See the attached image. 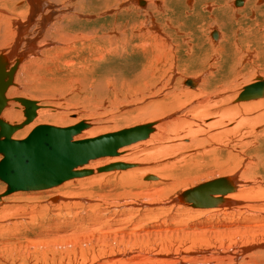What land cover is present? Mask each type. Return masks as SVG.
<instances>
[{
  "label": "rangeland",
  "instance_id": "374dc122",
  "mask_svg": "<svg viewBox=\"0 0 264 264\" xmlns=\"http://www.w3.org/2000/svg\"><path fill=\"white\" fill-rule=\"evenodd\" d=\"M9 1L11 0H2L0 7L6 6L7 10L11 12L15 11L16 13L18 11L21 13V7L22 5L24 7L26 3L25 1H23L24 3L20 2L21 0H12L13 3L9 4ZM93 1L96 3L98 8H100V10L96 11L99 13L89 11V14H86L85 17L80 16L81 25L88 23V27H85L86 29H92L94 27L103 28L108 42L112 41L113 38L121 41L122 38L123 49L120 55H116L111 51L105 50L109 55L105 57V59L94 61L92 58L85 55L75 59L72 57L73 52L63 56L59 53H52L47 58L48 61L46 59L43 60V62L46 61L44 63L45 66L42 62L40 63L42 65L39 64L28 67L29 73H27L25 69V64L27 62H23L24 67L21 68L22 70L20 69L19 71V68L17 67L16 73L14 74V76H16V81L14 84L15 86L13 87H17V84H20V87L22 88L19 91L20 93L24 92L22 90H25L29 93L31 92L30 96H47L45 98L47 103L56 106V108L50 107L53 111H55H52V113L56 114L58 108V113L62 114V120L65 123L69 120L79 119L76 123L71 125L69 124L70 126L81 121H86V119L90 118L88 116L91 114L95 115V117L93 115L91 118L100 121L101 129H111V131L101 133L115 132L123 128L133 127L140 124L143 125L148 123L147 121H157L158 123L159 121L166 119L178 108L177 106H164V101H166L164 98L167 93L170 94L171 92H175L174 90L178 88L176 87L178 82L180 87L186 88V90L189 91L193 90L184 86V84L183 86L181 85V81L184 76L201 80L205 77L206 72L209 71V75L205 78V80L210 82L209 89H211L214 85L220 84L219 78L224 77L232 66L233 69L237 71L235 75L240 76L239 80L242 79V82L247 81L244 84H240V86L242 85L241 87L237 85L233 88V95H237L244 86L254 84L258 77L262 78V81H264V0H262L263 3L258 2L257 0H246L249 3L247 5L245 4L246 6L243 10H239V20L235 19V17H238L235 15L236 11L232 10L233 8L236 10L239 9L237 7H240L231 5V2L234 3L235 0H196L195 9L188 8L190 5L187 4L188 1H186L184 5L183 3L185 0H174V7L171 8V10L175 11V15L178 16L177 18H174L166 10L163 11L164 14L162 13L158 15L155 9L146 8L147 6L145 8H140L138 6L133 9L132 7L134 6L131 5L130 2L127 3L128 1L126 0ZM153 1L157 3L158 1L163 0ZM255 1L256 6H261L256 7L254 5ZM163 2L165 7L168 8L166 4L170 1L164 0ZM209 3H213L217 6L214 7L215 10H213L214 8L209 11L204 9ZM252 13H254L255 18H251ZM150 17H152V20ZM9 23H0V30H2L0 32H3L0 34V38L3 36L1 39L2 43L5 41L8 34V39L10 38V33L15 29L14 25H12V23H10V25ZM153 23L160 26L161 33H163L162 35H157L153 31ZM167 23L169 24V27L165 26ZM225 24H227V27L224 26ZM115 25H120L118 30V34H120V36L116 34L113 29ZM213 29H222L226 38H229L230 41L225 45L226 57H222V59L218 57V59L211 61L212 53H216V50L210 49L209 41L213 44H217L220 40L219 31L218 39L214 40L210 37V33ZM147 34H155L158 36L157 43L159 46L158 48H149L151 51L147 52L148 54H145L140 50V45L143 42H147L149 44L153 43V40L150 39ZM248 35H252V37L249 38ZM165 37H167L169 41H165L163 39ZM22 40L23 39H21V41ZM13 42L11 40L8 42L7 40L6 43H0V46L3 45L0 48V55L7 52V49H9ZM88 44L90 43L86 41H78L76 43L75 51L78 53L81 48ZM99 45L104 44L99 43ZM233 45H236L234 47V52ZM18 46V51L25 47L23 42H20ZM107 47L108 46H106V48ZM94 50L100 49L96 48ZM253 52H260L261 55L259 58L254 57V59L250 62L249 53ZM54 54H58L60 58L56 57ZM36 55L37 54H33L31 57ZM246 60H248V62ZM176 61L178 66L177 71L180 72L179 74L177 71H175L177 73L172 71V64L176 66ZM218 62L221 63L222 71L216 73L211 67ZM14 63L15 59L13 58V60L10 61L9 67H11ZM225 66H227V69ZM142 70V77L140 76L138 79L133 80L132 73L129 72L134 71V74H136V72H142ZM183 70L187 71V75H180ZM194 70L196 72H193ZM176 74H178V76H176ZM32 76H35L36 80L33 78L35 82L32 80ZM27 77L29 79H27ZM25 80H29V83L26 81L28 83L26 84ZM166 82L167 85H165ZM34 84L36 85L34 86ZM99 85L100 87H98ZM172 85L173 87H171ZM191 99L194 98L189 96L187 98H183L182 101L185 100L187 103ZM166 103H168V101ZM156 104L159 106L158 109ZM16 105L17 107L22 108V106L18 103ZM156 110L159 111L157 112ZM15 111H17V108ZM152 111L155 112V118L153 119H151ZM143 113H146L143 116V121L132 122L134 119L139 120L140 115H143ZM112 116L114 118L110 119ZM106 120L109 122H111L110 120H115L116 123H108ZM21 122L22 121L19 118H16L13 120L12 124H20ZM54 123V120H51L47 123L45 122L39 125L35 124L32 128L43 124L54 125ZM65 127L66 125L63 128ZM263 129L264 127L260 130ZM246 132L249 133L244 136ZM21 134L23 135L24 131L20 130L19 133L16 132L13 136H15V138L18 136L21 137ZM100 134L98 133L93 135V137ZM230 135L231 136L221 135L218 142L227 141L231 137L230 144H236V153H238L240 157L245 158L248 164H258V156L264 155V134L262 136L260 134L255 135L250 124H248ZM155 150L156 149L151 148L147 151L148 154L153 155L141 156L140 170L151 169L152 171H156L157 168L170 163L168 160L172 157L171 152H166L165 154L162 153L161 156L159 155L160 157L165 156L163 159V157H156ZM222 155L224 156L223 152L221 157ZM223 161H225V159ZM221 162L219 163L221 164ZM111 163L112 162H107L105 165L102 164L96 168L99 169L101 167L111 165ZM219 163L216 162V164ZM219 167L212 166L209 170V172H213V175H215L216 178H232L234 175H237L238 177L240 176L241 170L239 169V166L236 168L237 166L235 167L233 164H229L227 166L221 165V169ZM218 172H220L219 175H216ZM201 173H199L200 175L198 173H195L196 175L193 174L194 176L192 175L193 178L199 176V178H196L200 182L196 179V184L192 183L193 186H191L192 184L189 186H183L179 189L180 192H184L189 188L191 189L195 185H199L203 182L211 181L205 178L201 180V176L203 174L205 175V173L202 175ZM99 174L100 173H95V176H98ZM102 176L106 178L101 180L96 179V182L91 185H89V182L92 179V175L89 176V178L87 176L76 178L82 179L87 177V180L85 178L83 180L84 182H82L87 186L83 184L82 187H80L79 183L73 182L69 187L65 189L62 188V190L58 192L59 194L57 192H53L58 194L59 197L61 196L67 198H69V196H66V193L69 195L76 193V196L72 198L70 197L72 200L64 205H60V203H58L59 200H49L50 198L48 195H51V192L45 193L44 191H29L21 193L16 192L8 195L9 197H6V201L3 202V205L0 208V215L2 213L7 215V218L5 219H1L0 217V257L6 262L8 261L6 264H10V262L11 264H22L21 262L24 261L21 257L18 258L20 251L17 250L18 247L21 246V251L25 252L24 248L26 250V244L29 242L28 239L40 238L41 235L58 234L59 236H55V238L63 236V239L55 244H52L50 247L68 250L72 248L74 244L78 243L89 252V255H87L88 257L86 259H81L80 255L74 254L73 252H61L55 250L53 253L56 254L54 256L50 254L47 258L48 261L53 259L54 262V259H56L59 264H92V255H97L99 253L98 248H95L94 239L98 237L100 232L116 231L118 229L126 233V235L128 234L131 238V248H141L148 254H151L152 252L157 253L161 248H167L168 251L175 252L178 247L180 250L182 249V253L184 249L186 251L187 247H190L189 242L191 241L189 238L191 233L189 234L187 232H193L194 230L196 231L193 233L200 232L192 226L198 225L200 220L202 221L205 219L192 213L194 210H189L188 208L190 206L188 207L187 205V208L181 209L180 211L176 210V208L171 210V207V209L168 207L148 208V206L141 208V203H143L141 201V195H143V201L144 195L145 199L148 201L147 195L150 196L149 194L154 193L153 195H155V201H152L150 204L158 205L161 203L157 200L163 198V201H165L170 197H174L177 190L170 192L171 194L168 192L169 194L166 196L163 194V196L160 197L159 195H161V191L160 193L158 192L160 189L165 188L163 185L165 181L161 183L162 178L158 179L156 177L158 175L154 173H148L144 177L155 176L157 178L156 181L142 180L144 178L142 177L141 181L136 179V181L133 182L129 180V174L127 175L122 172L117 175L109 176L104 174ZM122 177H127V180L123 181L121 179ZM261 179L264 182V171H261ZM157 181H160V184ZM72 185H74V187ZM3 186L4 183L0 181V194H2L5 190ZM14 194L15 196L13 197ZM134 195H136L135 198L133 197ZM123 197L127 199L126 204L125 201L114 202L115 199ZM83 198L92 202L90 203L91 206L88 210L87 206L89 205L83 203L81 200ZM136 200H140L141 202L135 205L133 203L136 202ZM74 201L75 204L71 203ZM144 202H146V200ZM24 205H27L25 209L22 208ZM66 205H68V207ZM124 205H129V208L120 209V206ZM131 205L134 208H130ZM117 208L120 210L116 211L115 209ZM194 215L196 219H198L197 221ZM107 224H111L112 227L107 229ZM185 226L188 229H183ZM181 228L186 231L184 232ZM105 233H107L108 236L111 235L109 232ZM186 235L189 236V238ZM68 238H71L72 240L69 239L70 241H68ZM45 239L50 240L49 237H45ZM82 241L86 244H82ZM178 244L180 246H178ZM262 247L264 248V244ZM212 250L215 249L212 248ZM235 250L238 249L235 247ZM223 252L226 253V251ZM161 253L164 252H160L158 254L161 255ZM248 254L249 253H247V255ZM101 255L102 257L100 262L111 261L112 258L118 260V256L113 254L110 250H104ZM200 255V258L209 257L202 253ZM34 256L36 258L33 261H27L26 264H52L50 262L44 263V259L42 257L39 258L37 255ZM133 256L134 254L122 257V259L128 260ZM193 256H195V254ZM196 256L198 257V255ZM159 259L161 260V258ZM137 260L138 259H134V262H131V264H135ZM182 261L184 260L182 259L179 262Z\"/></svg>",
  "mask_w": 264,
  "mask_h": 264
},
{
  "label": "bare ground",
  "instance_id": "6f19581e",
  "mask_svg": "<svg viewBox=\"0 0 264 264\" xmlns=\"http://www.w3.org/2000/svg\"><path fill=\"white\" fill-rule=\"evenodd\" d=\"M23 1H25L26 3L24 7L22 5L23 8L21 7V11H22L21 13L20 11H18L17 13L15 11L11 12L6 9L7 8L6 6L0 7V23L3 22L7 24L10 22L12 23V25H14L15 28L13 32L10 31L11 32L10 38L8 39L9 37L8 34V36H6L5 41H3V43L4 42L6 43L7 40L8 42L9 40H11L12 42L14 41L13 44L11 43L12 45L9 47V49H7V52H4L0 56L5 57L8 60L9 64L10 61L13 60V58L15 59V62L18 61L17 67L19 68V71L22 67H24L23 62L25 63L27 62L26 64L25 63L24 64L27 73H29L28 67L39 65L40 63L43 62V60L45 59L47 60V58L52 53H59L61 56H63L65 54H70L73 52L72 57L75 59H78L83 55H85L89 58H92V60L94 61H97L99 59H105V57L109 55L105 50L111 51L113 54L116 55H120V53H122L123 40L121 37H120L121 41H118L115 38H113L112 41L108 42L103 28L94 27L92 29H86L85 27L86 26L88 27V23L81 25L80 16L85 17L86 14L87 15L89 14V11L91 12L95 11V13H99L96 11L100 10V8H98V6L93 0H21L20 2L24 3ZM126 1H128L127 3L130 2V4L134 6L132 7L133 9L135 7L137 8L138 6L140 8H145L147 6L146 8L155 9L158 15L162 13L164 14L163 11L166 10L174 18L178 17L175 15V11L171 10V8L174 7L173 5L174 0H168L170 2L167 3L166 5L168 6L169 9L165 7V4L163 2L164 0L158 1L157 3H155V1L153 0H146V1L126 0ZM186 1H188L187 4H190L188 8L195 9L196 0H185L183 3L184 5ZM257 1L263 3L262 0H257ZM1 2L2 0H0V3ZM246 2H247L246 0H241L237 5L240 7H237L239 9L236 10H234V8L232 9L231 5L233 6L234 3L231 2L230 7L233 11H236L235 15L238 17V18L235 17L236 20L240 19V16L238 15L240 14L239 10L240 9L243 10V8L249 3ZM8 3L10 4L13 2L11 0ZM254 5L256 6V1L254 2ZM260 6H256V7H260ZM214 7L217 6L214 5L213 3H209L204 9L206 11H209ZM213 10H215V8ZM251 18H255L254 13H252ZM150 19L152 20V17H150ZM165 26L169 27V24L167 23L165 24ZM224 26L227 27V24H225ZM119 27L120 25H115L113 27L116 34H118ZM152 29L157 35L163 34L161 33L160 26L156 25L155 23L152 24ZM214 31L216 37L213 38L211 34ZM218 31L220 32L219 42L217 44H213L209 41L210 49L216 50V53L214 52L212 53L211 61L218 59V57L220 59H222V57H226L225 45L230 41L229 38H226V35L222 29L220 30L213 29L212 32L210 33V37L214 40L218 39L219 38ZM1 33L3 32H0V34ZM118 35L120 36V34ZM147 36L153 40V43L149 44L147 42H143L140 45V50L142 51V53L144 52L145 54H148L147 52L151 51L149 50V48L151 49L158 48L159 46V44L157 43L158 36H156L155 34L152 35L147 34ZM248 37L251 38L252 35H248ZM2 38H0V43H2L1 42ZM20 38L23 40L21 41ZM163 39L165 41L166 40L169 41L167 37ZM78 41L81 42L86 41L89 42L90 44L81 48V50L77 53L75 49H76V43ZM20 42H23L25 47L20 51H18V47H19L18 45L20 44ZM99 43H103L104 45H99ZM106 46L108 47L106 48ZM235 46L236 45H233V52ZM96 48H99L100 50H94ZM33 54H37L38 57L37 55L31 57ZM260 55H261L260 52L249 53V61L251 62L254 59V57L259 58ZM55 56L60 58L58 54ZM246 61L248 62V60ZM45 62H43V64ZM177 68L178 66L176 61V66L172 64V71L174 72L177 71ZM211 68L216 73L222 71L220 62L216 63ZM225 68L227 69V66H225ZM193 72L196 71L194 70ZM236 72L237 71L233 69V67L231 66L228 73L224 77L219 78L220 84L214 85L213 88L211 89H209L210 82L205 80V78L209 75V71L206 72L205 77L202 78L201 80H198L197 78H190L188 76H184L183 80L181 81V85L183 86L184 84V86H187L188 88H191L193 90L189 91L186 90V88L180 87L178 82L176 86L178 88L174 90L175 92H171L170 94L167 93L168 91L166 92L167 95L164 98V100H166L164 101L165 102L164 106L165 105L169 107L177 106L178 108L175 110V112L170 114V116H168L166 119L159 121L158 123L157 121H153V122L147 121L148 123H155L154 131L149 135L148 139L119 149L117 156L101 157L96 160L90 161L88 165L86 164L83 167L77 168V170L90 169L92 171L91 174L84 175L87 176L88 178L89 176L92 175V179L90 180L89 185L96 182V179L101 180L106 178L102 176L104 174L112 176V175H117L121 172L126 173L127 175L129 174L130 176V177L127 176L129 180L135 182L136 179H139V181H141V178L148 173L149 174L154 173L158 175L156 176L158 179L162 178L161 183L165 181L163 183L165 188L160 189L158 192L160 193L161 191V195H159L160 197L163 196V194L166 196L170 192L176 190L178 192L176 191L174 197H170L165 201H163L164 200L163 198L162 199L158 198L160 200L157 201L161 203L158 205L150 204L152 203V201H155L154 198L155 195H153L154 193H151L152 195L149 194L150 196L147 195L148 201L147 199H145V195H144V201L146 200V202L143 201L142 198L143 195H141L142 196L141 201L143 202L141 203V208L143 207L145 208L146 206H148V208L171 207L172 208V209L170 208L171 210H173V208H176V210L178 211L187 208V205L188 207L190 206L189 203L183 200V197L181 195L183 192H180L179 189L183 186H189L192 183L196 184V181L198 180L197 178H199V176L198 177L196 176L197 178L196 177L193 178V176L196 175L197 173L199 174L202 172L201 175L205 173V175L203 174L201 176L202 178L201 180L205 178L207 180L212 181L216 179L226 178V177L216 178L215 175H213V172H209L212 166L221 167V165L227 166L229 164L230 165L233 164L235 167L237 166L236 168H238L239 166L240 167L239 169L241 170L239 177L237 175H234L232 178H226L225 183L227 187L224 188L225 191H222V194L214 195L215 197H220V196L223 197L222 198L223 202L221 204H219L218 206L208 207V208L195 209L191 206L188 208L189 210L190 209L194 210V212L192 213L196 214V216L198 215L201 218H205V219L202 221L200 220V222H198V225H196L198 227L192 226L197 230H199L200 232L193 233L196 230H194L193 232L191 231L187 232L189 234L191 233L190 238L189 236L186 235L191 242H189L190 247H187L188 245L186 246L187 247L186 251L184 249V251L181 253L182 249L180 250L179 247L176 249L175 252H170L168 251L167 248L166 249L161 248L158 250L157 253L152 252L151 254H148L146 251H144L141 248L139 249L131 248V238L128 236V234L126 235V233L122 232L120 229L116 231H105V232H109L111 234L110 236H108L107 233L105 232L98 231L100 233L98 237L94 239V243H95V248H98L99 253L97 255H92L91 257L92 264H131V262H134V259H138L135 264H264V248L262 247V245L264 244V182L261 179V171H264V155L258 156L259 159L258 164L256 165L248 164L245 158L240 157L239 154L236 153L237 152L236 144L235 143L230 144L231 137L227 141L218 142V139L221 137V135L231 136L230 134H233L235 131L240 130L242 127L248 124H250L252 131L255 135L260 134L262 136L264 134V129L260 130L261 128L264 127V91H263V95L259 98L248 101H238L237 99L239 94L246 86H244L237 95L232 94L233 88H235L237 85L240 86V84H244L247 81L242 82L241 81L242 79L239 80L240 76L238 75L236 76L235 75ZM129 73H132L133 76L132 78L134 80V79H138L141 76L143 70L142 72L140 71L138 73L136 72V74H134V71ZM179 73L180 72H178V74ZM178 74H176V76H178ZM180 75H187V71L183 70ZM33 78L35 79V76H32V80ZM27 79L29 78L27 77ZM187 79H191V82L193 84L183 83ZM15 81H16V76H14L12 84L6 90L5 97L7 99V103L3 109L4 112L2 110L3 113L1 112L2 115L0 114V119L11 125H13L12 122L16 118H19L22 122L24 121V114H23L24 107L17 101V99L34 101L36 102L38 107L36 110V117L32 121L34 123L30 122L32 124L29 123L30 125L27 124L20 129L21 131H24V134L23 135L21 134L22 135L21 137L18 136L15 138V136H13L14 134H16V132L19 133L20 130L16 131L12 135V138L14 140H21L26 138V136L30 133L31 129H33L32 127H34L35 124L39 125L54 120L55 122L54 125L51 124L50 126H55V127L58 126L60 128H63L65 125L66 127H69L71 124H74L79 120V119H74L71 121L69 120L68 122L65 123L62 120L63 118L62 114L58 113V108L56 114L52 113L53 110L50 107L56 108V106L47 103L45 99L47 96L45 95L30 96L31 92L29 93L28 91L25 90H22L24 92L20 93L19 91L20 89H22L20 87V84H17V87H13L15 86L14 85ZM26 81L28 82L29 80H25V83L28 84L29 82L27 83ZM259 81H262V78L258 77V79H256V82ZM262 82L264 83V81ZM36 84H34V86ZM165 85H167V82L165 83ZM98 87H100V85ZM171 87H173V85ZM189 96H191L194 99L189 100L187 103L185 100L182 101L183 98H187ZM167 101L168 103H166ZM17 103L20 106H22L23 110L21 107H17L16 105ZM156 106L158 109L159 107L158 104H156ZM16 108L17 111H15ZM156 111L158 112L159 110ZM145 114L146 113H143V115L141 114L142 116L140 115L139 120L134 119L132 120V122L143 121L144 120L143 116ZM154 114L155 112L152 111L151 119L155 118ZM93 115L94 114L89 115L88 117L90 118L84 121L89 125V127L83 130L79 135L75 136L74 140L93 138V135H96L98 133L100 134L101 132L111 131V129H101L100 121L91 118L93 117ZM112 118L114 117L113 116L110 117V119ZM134 118H138V117H134ZM110 121L115 122V120L114 121L110 120ZM107 122L111 123L109 121ZM248 133L249 132H246L244 136L247 135ZM102 134H107V133H101L100 135ZM137 147L141 149H138ZM151 148L156 149L155 150L156 157H158L159 155L161 156L162 153L165 154L166 152L168 153L171 152L172 157L170 160H168L170 161V163L164 164L163 166L157 168L156 171H152L151 169L140 170L141 168L140 158L143 155H147V156L153 155L147 153V151ZM222 152L224 153V156L222 155L223 158L221 157ZM162 157L163 159L165 158V156ZM0 159H1V155H0ZM224 159L225 161H223ZM107 162L109 163L112 162L113 164L131 163V165H133L134 167L125 169L126 171L121 169H112L109 171L107 170L102 171L106 173L98 172V168L96 167L101 166L102 164L105 165V163ZM216 162L217 163L221 162V164L220 163L216 164ZM95 173H100V174L98 176H95ZM219 173L220 172L216 173V175H219ZM87 177H85L86 180ZM127 177H122L121 179L125 181L127 180ZM152 177H154L155 179H146L144 177L142 180H146V181L157 180L155 176ZM76 178H80V177H76ZM76 178H73L72 180L70 179L60 184V186L39 190V191H44L45 193L51 192L52 194L48 195V197L50 198L49 200L51 201L59 200L58 203H60V205H64L65 203L67 204L72 200L71 199L72 197L76 196L75 195L76 193L75 194L73 193L74 195L72 193H71L72 195L66 193V196H69V198H67L61 196L59 197L58 192L62 190V188L65 189L69 187L73 182L79 183L80 185L79 184L78 185L80 187H82V185L85 184L82 183L84 182L83 180L85 178L82 179H76ZM227 180H229L230 183ZM157 182H159L160 184V181ZM203 183H208V182H203ZM231 183H232L233 191H229V185H231ZM72 186L74 187V185ZM191 186H193V184ZM196 186L198 185H195L194 187ZM3 187L6 190V184H4ZM18 192L21 193L25 191H18ZM53 192H57L58 194ZM2 194H0V208L3 205V202L6 201V197H9L8 195L3 196ZM14 196L15 194L13 195V197ZM133 197L135 198L136 195H134ZM81 200L83 201L84 204L89 205L87 206V210H88V208L91 206L90 203L92 202L84 198ZM121 201H125V204L127 203V199L124 197L117 198L114 200V202H121ZM141 201L136 200V202H134L133 204L136 205ZM71 203L75 204V201ZM26 206L24 205V207L22 206V208L25 209ZM66 206L68 207V205ZM128 206L129 205L120 206V209L129 208ZM130 208H134V207H132L131 205ZM120 209L117 208L115 210L118 211ZM0 217L1 219H5L7 218V215L2 213ZM197 220L198 219H196V221ZM111 227H112L111 224H107L106 226L107 229H110ZM184 228H186V226L183 227V229ZM55 236H59V235L48 234V235H41L40 238L28 239L29 242H27L26 244V250L24 248L25 252L21 251L22 249L21 246L17 248V250H20L18 258L21 257L22 260L24 261L21 263L26 264V262L29 260L33 261L36 258L34 255H37L39 258L42 257L44 259V263L50 262L52 264L55 263L59 264L58 260L56 259H54V262L53 259L51 261H48L47 259L50 254L53 256L56 254L53 253V251L55 250L61 252H66V251L73 252L74 254L80 255L81 259H86L88 257L87 255H89V252L78 243L74 244V246L68 250H61L56 247L55 248L50 247L52 244H55L63 239V236L57 238H55ZM45 237H49L50 240H46ZM69 239L72 240L71 238H68V241H70ZM82 244H86V243L82 241ZM180 245L178 244V246ZM235 247L238 250H235ZM212 248L215 250H212ZM104 250L112 251L113 254L118 256V260L112 258L111 261L100 262L102 257L101 254ZM223 251H226V253H224ZM160 252H164V253H161L160 255L158 254ZM201 253L209 257L200 258ZM247 253L249 254L247 255ZM132 254H134V256L131 259L128 260L122 259V257L131 256ZM194 254L195 256H193ZM196 255H198V257ZM159 258H161V260ZM182 259L184 261L179 262ZM7 262L0 257V264H6Z\"/></svg>",
  "mask_w": 264,
  "mask_h": 264
},
{
  "label": "water",
  "instance_id": "95a60500",
  "mask_svg": "<svg viewBox=\"0 0 264 264\" xmlns=\"http://www.w3.org/2000/svg\"><path fill=\"white\" fill-rule=\"evenodd\" d=\"M240 0H235L237 6ZM216 37L215 31L211 34ZM18 61L9 67L8 60L0 56V114L6 106V90L12 84ZM185 84H193L187 79ZM264 83L256 82L246 86L238 96V101H248L263 95ZM24 107L25 120L11 125L0 119V181L6 184L2 194L7 196L18 191H39L59 186L60 184L84 175L91 170H77L92 160L118 155V150L146 140L154 131L155 123H146L93 138L74 140L89 125L81 121L73 126L60 128L40 125L33 128L26 138L14 140L12 135L36 117L37 104L34 101L17 99ZM134 167L131 164L116 163L101 167L98 172L112 169L125 170ZM146 179H155L152 176ZM226 178L216 179L184 191L183 200L193 208L218 206L223 202L222 194L227 187ZM229 183L230 181L227 180ZM223 182V183H221ZM231 186V187H230ZM229 191H233L232 183Z\"/></svg>",
  "mask_w": 264,
  "mask_h": 264
},
{
  "label": "flooded vegetation",
  "instance_id": "af4514ba",
  "mask_svg": "<svg viewBox=\"0 0 264 264\" xmlns=\"http://www.w3.org/2000/svg\"><path fill=\"white\" fill-rule=\"evenodd\" d=\"M241 1V0H240Z\"/></svg>",
  "mask_w": 264,
  "mask_h": 264
}]
</instances>
